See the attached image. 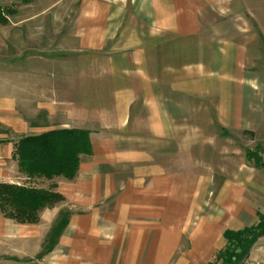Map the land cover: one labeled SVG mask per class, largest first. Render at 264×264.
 Instances as JSON below:
<instances>
[{"label":"crops","instance_id":"obj_1","mask_svg":"<svg viewBox=\"0 0 264 264\" xmlns=\"http://www.w3.org/2000/svg\"><path fill=\"white\" fill-rule=\"evenodd\" d=\"M36 1L5 8L49 11L52 28L64 12L70 34L44 51L47 71L0 67V183L22 184L19 139L86 130L92 153L55 183L83 210L59 239L72 233L82 247L70 256L82 260L56 264H214L224 233L264 213V167L246 156L264 144V0ZM26 108L47 113V127L37 120L25 134ZM34 226L0 213V264H25ZM250 256L264 264V237Z\"/></svg>","mask_w":264,"mask_h":264},{"label":"trees","instance_id":"obj_2","mask_svg":"<svg viewBox=\"0 0 264 264\" xmlns=\"http://www.w3.org/2000/svg\"><path fill=\"white\" fill-rule=\"evenodd\" d=\"M29 4L33 0H20ZM13 11L0 5V23L6 24ZM260 148L247 151V158L257 166L264 167L258 156ZM92 153L90 133L86 130L59 129L40 135L25 136L15 144L14 158L19 172L30 180L56 178L74 180L80 168L81 155ZM42 188L26 184L0 183V213L21 224H37L42 212L62 203L65 198L56 192L57 185ZM69 213L61 212L58 222L52 228L45 247L52 250L62 232L69 224ZM228 241L225 250L219 252L214 264H241L247 258L257 241L264 237V213L258 221L241 230H227ZM48 243V245H47Z\"/></svg>","mask_w":264,"mask_h":264},{"label":"rangeland","instance_id":"obj_3","mask_svg":"<svg viewBox=\"0 0 264 264\" xmlns=\"http://www.w3.org/2000/svg\"><path fill=\"white\" fill-rule=\"evenodd\" d=\"M42 1L44 2L45 0ZM35 3L37 5L42 4L40 0H37ZM47 3H49L48 0L45 1L44 4ZM0 4L4 7L8 6L5 5L6 0H0ZM39 10L40 11H38V9L34 8L33 6H22L16 16L10 15L9 22L7 24H0V67L2 65L4 66L7 62V66L10 69V74L13 75L12 77L15 76L16 68L22 66L32 68V70L40 69L41 71H47L48 63L50 60L45 55L46 53H44V51L49 52V50H53L63 41L66 35L70 34V29L66 28L64 24V15L67 17L66 20H70L68 14L64 12L57 13L56 20L57 23H61V26L52 28L49 26V11L42 13L40 16H37V18H32L36 13H41L42 9L39 8ZM54 43L56 45H54ZM40 50L42 56L38 55L40 54L38 52ZM58 61L61 63V65H63L64 59H60ZM28 78H33V76H31V72ZM24 95L26 96V101L30 100L29 105H32L33 101L31 102V100L32 98H34V93L32 91H26ZM25 119L30 126H28V131L24 132H26L25 134L29 135L33 134L29 133L31 132L29 130L30 128H32L33 123H37V120L39 121L40 125L47 127V125H45L46 123L44 122L48 120V114L41 111L40 117L39 119H37V115L34 118L33 109L26 108ZM236 138L237 136L234 137L237 142L241 139L247 140L245 137H238V140ZM243 142L245 144H248L245 141ZM263 145H259L260 147H257L261 149ZM248 146L252 147V144H248ZM157 174L158 173H156V175ZM172 174L173 173L169 172L168 177L171 178ZM21 176H24L23 180L20 179ZM19 179L21 180L22 184L24 183L26 185H34L42 188H48L52 183L51 181L45 179L30 180L22 174H19ZM64 182L70 181L64 178H56L54 181V183L58 184H63ZM72 183L73 182L69 184ZM59 206L62 207L60 210L61 212H67L70 216L73 215V213L80 215L83 211L79 206L71 209L72 205L70 202H63ZM59 216L60 214H58V216L54 218V215L49 213V215H45L43 221H39L36 224L38 226L26 227L25 256L22 260L23 262H25V264H56L60 258L63 257L64 259H66V254H69V256L71 255V248L82 247L79 246V243H73L72 239L74 237L72 236V233H70L65 236L62 242H60L59 238L57 240L56 246L52 250H50L49 252L46 250L47 246L45 247L44 245L46 244L52 228L58 222L57 220L59 219ZM63 233L64 231L62 232V234ZM76 239L80 240V237L78 236ZM74 257L75 258H71L70 256L68 261L73 260L77 262L82 260V258H78L79 256ZM213 261H215V256L213 258Z\"/></svg>","mask_w":264,"mask_h":264},{"label":"built area","instance_id":"obj_4","mask_svg":"<svg viewBox=\"0 0 264 264\" xmlns=\"http://www.w3.org/2000/svg\"><path fill=\"white\" fill-rule=\"evenodd\" d=\"M258 156L261 158L262 162L264 163V145L263 147L258 151ZM241 264H263L262 260L257 257L248 256L245 258Z\"/></svg>","mask_w":264,"mask_h":264}]
</instances>
